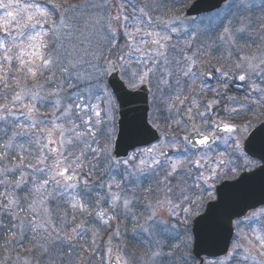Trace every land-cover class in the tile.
Listing matches in <instances>:
<instances>
[{
  "label": "snow or ice",
  "instance_id": "6c2138e0",
  "mask_svg": "<svg viewBox=\"0 0 264 264\" xmlns=\"http://www.w3.org/2000/svg\"><path fill=\"white\" fill-rule=\"evenodd\" d=\"M211 7L0 0V264H264V212H202L253 166L264 0Z\"/></svg>",
  "mask_w": 264,
  "mask_h": 264
},
{
  "label": "water",
  "instance_id": "95a60500",
  "mask_svg": "<svg viewBox=\"0 0 264 264\" xmlns=\"http://www.w3.org/2000/svg\"><path fill=\"white\" fill-rule=\"evenodd\" d=\"M216 0H196L182 15L187 19L197 18L200 14L215 10L212 5ZM198 6V7H194ZM261 130H264V123L255 129L246 142V152L253 157L260 159L263 165L249 174H243L237 181L223 183L217 189V201L210 203H217L221 196L225 199V225L227 216H231L232 220L236 219L234 213H242L245 215L249 210L264 205V136L261 135ZM249 141H252L249 144ZM207 211V210H206ZM228 231L225 226L220 234L221 243L219 246H214L209 251L218 253L223 256L224 242L227 241ZM200 251V249L193 248V254ZM202 256H209L208 252L201 251Z\"/></svg>",
  "mask_w": 264,
  "mask_h": 264
},
{
  "label": "rangeland",
  "instance_id": "374dc122",
  "mask_svg": "<svg viewBox=\"0 0 264 264\" xmlns=\"http://www.w3.org/2000/svg\"><path fill=\"white\" fill-rule=\"evenodd\" d=\"M192 0H168V3H169V7L172 9V15H180V13H181V11L187 6V5H189L190 4V2H191ZM116 2V0H113V3H115ZM210 15V14H209ZM205 16V15H204ZM204 16H202V17H204ZM206 16H208V15H206ZM201 18V17H200ZM199 18V19H200ZM198 19V20H199ZM213 95V94H212ZM239 97V96H238ZM241 97V96H240ZM250 113H252V112H248L247 114H250ZM262 115H264V110L263 111H257V113L253 116V118H255V119H257L258 117H260V116H262ZM247 123V122H246ZM253 124H251V126H252ZM252 129V127L249 129V131ZM246 138V137H245ZM245 138H244V140H245ZM242 144H243V142H242ZM248 158V157H247ZM248 160L249 161H251L252 163H253V166L252 167H245V166H243V161H239L238 163L240 164V167H239V170L236 172V174L235 175H233L234 177H236L237 175H239L243 170H250V169H253L256 165H257V162L256 161H254V160H252V159H250V158H248ZM223 178H228V176H225V177H223ZM97 179H99V177H97ZM222 180V179H221ZM221 180H219V181H217L216 182V184L218 183V182H220ZM210 199V197L209 198H207L206 199V201H205V204H206V202L208 201ZM203 211V210H202ZM260 211H262V212H264V209H262V210H260ZM259 212V211H258ZM258 212H256V213H258ZM162 215H164L163 213H162ZM165 218H167L166 217V215H165ZM120 223H126L125 221H120ZM247 224H245V225H243V227H245ZM242 227V228H243ZM112 229H109V231H111ZM244 231H245V233H249L248 231H247V229H243ZM107 238V236H105V239ZM225 257H221V259H224Z\"/></svg>",
  "mask_w": 264,
  "mask_h": 264
},
{
  "label": "flooded vegetation",
  "instance_id": "af4514ba",
  "mask_svg": "<svg viewBox=\"0 0 264 264\" xmlns=\"http://www.w3.org/2000/svg\"><path fill=\"white\" fill-rule=\"evenodd\" d=\"M257 222H258V221H251V222H249L250 225H251V228H255V227H257V226H258V225H257ZM245 227H246L247 229H250V227H249L248 224H247Z\"/></svg>",
  "mask_w": 264,
  "mask_h": 264
}]
</instances>
